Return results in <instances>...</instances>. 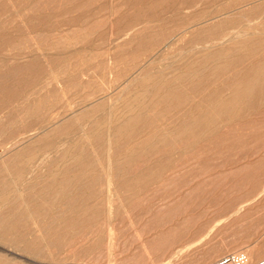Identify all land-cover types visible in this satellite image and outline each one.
<instances>
[{
  "label": "rangeland",
  "instance_id": "374dc122",
  "mask_svg": "<svg viewBox=\"0 0 264 264\" xmlns=\"http://www.w3.org/2000/svg\"><path fill=\"white\" fill-rule=\"evenodd\" d=\"M263 31L264 0H0V255L264 257V82L196 121L264 59Z\"/></svg>",
  "mask_w": 264,
  "mask_h": 264
},
{
  "label": "bare ground",
  "instance_id": "6f19581e",
  "mask_svg": "<svg viewBox=\"0 0 264 264\" xmlns=\"http://www.w3.org/2000/svg\"><path fill=\"white\" fill-rule=\"evenodd\" d=\"M258 20H259V18H258ZM257 21V20H256ZM226 22V21H225ZM260 22H262V21H260ZM221 23V22H220ZM224 23V22H223ZM223 23H221V24H223ZM221 24H220V26H221ZM253 24H256V23H253ZM256 26V25H255ZM254 26V27H255ZM215 31V30H214ZM216 32V31H215ZM213 33V30H212V35H215V38L218 36V35H216V33L218 34V32H216V33ZM264 32V31H263ZM239 34V32L238 31H229V32H226L224 35H222V37L221 36H218V39L220 40V39H222L223 41L224 40H226V42H227V36L226 35H228V34ZM211 34V33H210ZM232 34V35H233ZM224 36H226V37H224ZM229 37V40H230V38H231V35L230 36H228ZM232 37H236V36H232ZM214 38V37H213ZM224 38H226V39H224ZM234 38H232V40L234 39ZM248 38V37H247ZM250 38V37H249ZM254 38V37H253ZM256 39H257V42L259 43L260 41H259V39H261L260 37H255ZM254 38V40H256ZM217 39V38H216ZM245 39V38H244ZM212 40V39H211ZM214 40V42H216L217 43V41H219V40H216L215 41V39H213ZM212 40V41H213ZM253 40V41H254ZM212 41H210L211 43H212ZM221 41V40H220ZM243 41H247L246 39L245 40H243L242 39V41H241V44H244V42ZM251 41V40H250ZM235 43V45L237 44L236 43V41H234ZM243 42V43H242ZM248 42V41H247ZM215 43V44H216ZM218 43H220V42H218ZM221 43H222V41H221ZM220 43V44H221ZM225 42H223V44H224ZM228 43H230L231 44V42L230 41H228ZM227 43V44H228ZM249 43V42H248ZM213 44V43H212ZM211 44V45H212ZM245 44H246V42H245ZM245 44L242 46V47H244L245 46ZM257 44V43H256ZM214 45V44H213ZM229 45V44H228ZM251 45V44H250ZM250 45H247L246 44V46H250ZM217 46V45H216ZM220 46V45H219ZM231 46H232V44H231ZM231 46H229V47H231ZM204 47H205V45H204ZM203 47V48H204ZM212 48L211 46H208V48ZM224 47V46H223ZM226 47L228 48V46L226 45ZM233 47V46H232ZM215 48V47H214ZM218 48V47H217ZM234 48V47H233ZM206 49V48H205ZM223 49V48H222ZM232 49V48H231ZM247 50H248V48H246ZM223 50H225V53H227L226 52V50L228 51V49H223ZM245 50V49H244ZM257 50H258V48H257ZM203 51V50H202ZM205 51V50H204ZM229 51H230V49H229ZM242 51H243V49H242ZM242 51H241V53H242ZM260 51V50H259ZM216 52V51H215ZM215 52H212V54L214 53L215 54ZM218 52V51H217ZM224 52V51H223ZM247 53L246 51H243V53ZM244 53V54H245ZM258 53V52H257ZM257 53H256V55H257ZM261 53V51L258 53V54H260ZM207 54H209V53H206V55ZM217 54V53H216ZM216 54H215V57H217L218 56V54H217V56H216ZM222 54V53H221ZM220 55V54H219ZM240 55V52L238 53V55L237 56H239ZM247 55H248V53H247ZM246 55V56H247ZM255 55V54H254ZM254 55H252V56H254ZM255 55V56H256ZM261 55H263L262 53H261ZM210 56V58H211V55H207V57H209ZM244 56V55H243ZM243 56H241L242 57V59L244 58ZM254 56V58L255 59H257L256 57ZM220 57V56H219ZM259 57H261V56H259ZM214 58V57H213ZM218 58V57H217ZM238 58V57H237ZM247 58V57H246ZM246 58H244V60L246 59ZM253 58V57H252ZM263 57H261V60L260 61H258V59H260V58H258L257 59V62H256V60L254 59V64H247V65H249V66H251L252 65V67H247L248 69H249V71L247 72L246 70H248V69H246L245 71H244V73H242L239 77H240V79L238 80V81H235V80H233V81H235V82H237L236 83V89H235V92H234V94L232 95V96H230V99H229V97H228V99L227 100H224V101H221V100H219V101H215L214 102V104H212L211 105V108L209 109V108H207V106H206V104H204L203 106L202 105H200V107H201V109L202 110H200L199 112H198V116H196L197 117V122H199V121H201V117H222V116H224V115H228V114H230V113H232V112H234V110L237 108V109H239L240 107L243 109V107L246 105V100H247V98L248 99H254V101L256 100V98L258 99V98H260L261 96H262V98H263V88H261L260 86H259V83H262V82H264V59H262ZM229 60H230V57L228 58ZM227 59V60H228ZM234 59V58H233ZM232 59V60H233ZM241 59V60H242ZM236 60V59H235ZM234 60V61H235ZM243 60V61H244ZM247 60V59H246ZM222 61V60H221ZM234 61H231V62H234ZM237 61H238V59H237ZM236 61V62H237ZM242 61V62H243ZM230 62V61H229ZM229 62H227V64H225V66H228V63ZM230 62V63H231ZM251 62H252V60H251ZM252 62V63H253ZM237 63H239V62H237ZM236 63V64H237ZM245 63V65H246V61L245 62H243V64ZM224 64V63H223ZM234 64V63H233ZM240 64H241V62H240ZM243 64L241 65V66H243ZM220 65H222V63L220 64ZM245 65L243 66V67H245ZM231 66L233 67V65L231 64ZM237 66L239 67L240 65H238L237 64ZM222 67H224L223 65H222ZM222 67H220L219 68V66H218V68H216V69H218V70H223V68ZM243 67H240V68H243ZM229 68V67H228ZM228 68H226V69H228ZM231 68V67H230ZM225 69V70H226ZM244 69V68H243ZM240 71L242 70V69H239ZM243 71V70H242ZM241 71V72H242ZM238 77V76H237ZM161 79V78H160ZM160 81V80H159ZM158 81V82H159ZM163 81H164V79H163ZM163 81H161V82H163ZM166 83V82H165ZM164 83V84H165ZM231 83H232V81H231ZM159 84V83H158ZM161 84V83H160ZM159 84V85H160ZM161 85H163V84H161ZM261 85V84H260ZM258 86L260 87V88H258ZM263 86H264V83H263ZM262 89V91H260L261 93H256V92H258L259 90H261ZM234 91V90H233ZM233 93V92H232ZM258 94H260L259 96H258ZM250 99V100H251ZM257 101V100H256ZM261 101V100H260ZM248 102V101H247ZM212 103V102H211ZM210 103V104H211ZM254 103H256L257 104V102H253V104ZM248 104H251V103H248ZM240 106V107H239ZM252 106V105H251ZM236 107V108H235ZM248 107H250V106H248ZM247 107V108H248ZM227 110H230L229 112H227ZM197 115V114H196ZM189 117V116H188ZM190 117H192V116H190ZM194 117V116H193ZM199 117V118H198ZM184 125H186V124H184ZM181 127V126H180ZM188 128H190V125H188ZM183 129H185L184 127H183ZM182 128H181V130L182 131H186V130H183ZM186 129H187V126H186ZM176 130V129H175ZM20 219H21V217H20ZM216 225V224H215ZM214 225V226H215ZM8 234V236H9V233H5V235H7ZM0 235H3L2 233H0ZM7 236V237H8ZM3 238H4V236H3ZM2 238V239H3ZM5 239H6V236H5ZM8 240H11V238H9ZM14 241H15V239H14ZM16 242V241H15ZM14 242V243H15ZM32 248L33 247H31V250L30 251H32ZM29 251V250H28ZM34 251H36V250H34ZM232 253H237L236 251L235 252H232ZM172 256V255H171ZM170 256V257H171ZM10 260V259H9ZM7 260L6 259V256H5V258H4V255H0V264H11V263H14V262H10V261H12V260ZM16 264V263H15Z\"/></svg>",
  "mask_w": 264,
  "mask_h": 264
},
{
  "label": "built area",
  "instance_id": "2783aa9c",
  "mask_svg": "<svg viewBox=\"0 0 264 264\" xmlns=\"http://www.w3.org/2000/svg\"><path fill=\"white\" fill-rule=\"evenodd\" d=\"M209 264H264V257L254 263H248L246 255L240 251L223 255Z\"/></svg>",
  "mask_w": 264,
  "mask_h": 264
}]
</instances>
